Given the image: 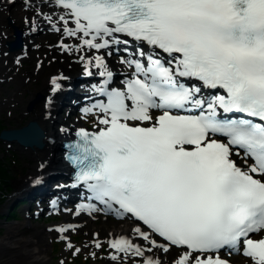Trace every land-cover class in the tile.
<instances>
[{"label":"snow or ice","instance_id":"1","mask_svg":"<svg viewBox=\"0 0 264 264\" xmlns=\"http://www.w3.org/2000/svg\"><path fill=\"white\" fill-rule=\"evenodd\" d=\"M25 8L34 10L28 33L57 34L48 47L61 55L48 63L70 57L86 82L72 123L8 134L52 144L61 134L70 176L55 187L78 189L63 211L122 222L86 231L81 244L68 235L80 223L50 221L64 248L92 256L105 248L111 264H233V254L264 264V0H27ZM72 88L64 71L50 74L44 119L55 122L58 97ZM59 203L52 196L46 206L60 212ZM44 207L35 201L34 214Z\"/></svg>","mask_w":264,"mask_h":264},{"label":"bare ground","instance_id":"2","mask_svg":"<svg viewBox=\"0 0 264 264\" xmlns=\"http://www.w3.org/2000/svg\"><path fill=\"white\" fill-rule=\"evenodd\" d=\"M26 2L27 0H14V2L9 3L8 0H0V69L2 74L0 76L2 77L4 74L8 76L10 73L9 71L13 69L15 70V73L12 74L13 76H10V78L8 77L12 80L11 82L15 84V87L14 89L8 90L9 94L6 98L0 100V107L7 105L10 106L11 101L17 103V98L19 97L20 92L22 90H28L24 87L27 85L26 83L29 80H36L40 78V84L35 88L30 89V94L26 99L22 98L23 104L21 110L23 112L20 115H27L26 117H29V120L37 121L45 132L54 131L58 128L60 122L67 121L68 123H72L74 120L70 119L69 114L66 116L60 115V118L55 120V122L43 118L44 101L49 88V76L57 70H62L73 79V77L80 75V65L72 61L70 57L58 59L53 61L51 64L48 63L51 56L61 55L59 53L58 46L55 51L53 48L48 47L49 44L54 46L57 45V34L51 30L43 28L33 33H28V23L25 20V17L33 15L34 10L26 9ZM5 5H7V7H4ZM8 18L13 21L14 25H17L27 31L28 35L25 39L26 45L28 46L24 50L10 52L4 50V48L6 49L5 42L13 37V29L7 24ZM39 33H42L43 35L40 37H34L40 35ZM34 44L40 45V47L36 48L33 46ZM22 51H26L27 55L21 57V62L27 60L30 61L31 65L23 69L21 72H18L17 69L21 63L17 64L16 58L21 56ZM45 53H47V56H45ZM41 57H43L44 61L43 66L38 68L37 62ZM111 60L113 61L115 69L122 67L119 63L115 62L116 59L111 58ZM8 78L3 79L7 80ZM0 81L2 80L0 79ZM79 89H81V87ZM38 92H41L44 95V99L37 102L32 110H28L27 102L35 97ZM59 101L60 95L57 100V105ZM55 110L56 109L53 111V116L56 118ZM60 138H62L61 134L57 133L56 142ZM43 141L44 146L41 148L36 146L21 148L18 146V148L31 161L29 165L31 168L28 173L17 180L18 187L21 188L25 185L27 180H29L33 174H39L41 172L38 165L42 159H46L49 162L44 172L52 171L54 170L53 168L57 166L61 167V169L64 168V163H62L60 158L57 157L58 151L56 149V143H50L47 137H45ZM63 180H54L53 183L58 184L63 182ZM96 218H99L98 222H96L95 219L88 217L85 213L79 217L64 218L63 220L65 222L80 223L81 227L79 230L83 233V235L86 231L90 232L91 230H99L101 233H105L108 230L122 226V222L119 220L109 221L104 216H96ZM21 228H29L32 231L31 233L23 235L20 231ZM53 235L57 236V233L55 231L48 230L46 225L40 227L32 221H29L28 215H25V220L6 224L4 234L0 235V263L49 264L48 249L50 246L49 242ZM84 239L85 235L83 237V242ZM83 242H81V244ZM85 249L90 252L89 248ZM233 258L237 261V264H246L245 258L242 255L234 254ZM106 264H111L109 258H106Z\"/></svg>","mask_w":264,"mask_h":264},{"label":"rangeland","instance_id":"3","mask_svg":"<svg viewBox=\"0 0 264 264\" xmlns=\"http://www.w3.org/2000/svg\"><path fill=\"white\" fill-rule=\"evenodd\" d=\"M8 24V19H7ZM9 25V24H8ZM40 35L34 37H40L43 34L39 33ZM4 50H6L4 48ZM112 58L117 59L115 56ZM30 61H22L19 68L17 69L18 72H21L23 69L30 66ZM9 75L7 76H0V100L6 98L8 96V90L14 89L15 84L11 81L10 76L15 73V70L9 71ZM8 74V73H7ZM0 75L1 69H0ZM9 77V78H8ZM3 78H8L4 80ZM41 82V79L38 78L36 80H29L24 87L28 89L27 91L22 90L17 98V103L10 102V106L0 107V130L2 128H12V127H20L24 125L29 119L26 117L27 115H20L23 111L22 108V98L26 99L30 94V89L35 88ZM28 104V102H27ZM65 116V112H62ZM79 114V111H75L74 113L69 114L70 119L75 120L76 116ZM83 125L90 126L89 121L81 120L80 122ZM59 156V154L57 155ZM0 159L4 163V165L8 169L9 173V182L8 185L4 187V191L6 192V196L3 197L2 201L0 202V235L4 234L5 225L10 222H17L21 220H25V215H28L29 221L37 224L38 226L42 227L47 225L50 221H59L64 218H71V213H65L63 209L60 212H52L49 210L44 209L42 213L39 215L34 214V201L30 208H26L27 203L24 201L15 202L12 207H9L11 204L12 197L15 192L20 190V187L17 185V180L20 179L22 176L26 175L31 168L29 165L31 161L26 155L18 148V145L13 142H5L0 139ZM64 162V160H62ZM33 163V162H32ZM28 181V180H27ZM47 200V199H46ZM41 201V204L46 206L47 201ZM71 204H69L70 206ZM69 207L68 209H72ZM8 210V212H7ZM7 212V213H6ZM7 214V215H6ZM2 215V216H1ZM5 215V216H4ZM4 216V217H3ZM96 216H104L102 214H96ZM109 221H115L116 218L112 216H104ZM98 222L99 218L95 219ZM20 231L23 235L31 233V229L29 228H21ZM69 236L71 240L81 243L83 242V233L78 229L76 231H69ZM50 246L48 249V257H49V264H60L62 260V264H106L105 256H102L101 253L105 251V248H101L95 253V256H92L85 248H81V250L75 254L70 249L64 248V241L62 239H57L56 235H53L49 242ZM231 259L237 264V261L233 258ZM1 264V263H0Z\"/></svg>","mask_w":264,"mask_h":264},{"label":"water","instance_id":"4","mask_svg":"<svg viewBox=\"0 0 264 264\" xmlns=\"http://www.w3.org/2000/svg\"><path fill=\"white\" fill-rule=\"evenodd\" d=\"M8 24L12 27L13 29V38L12 39H8L5 42L6 45V51H20V50H24L25 49V45H26V36H27V32L26 30H24L21 27H18L17 25H14L13 21L8 18ZM44 99V95L41 92H38L35 97H33L27 104V109L28 110H32L34 108V106L36 105L37 102L42 101ZM29 123H36L39 124L37 121L35 120H29L26 122L27 125ZM23 125V126H24ZM41 126V125H40ZM20 127H12V128H4L0 131V139L3 141H8V142H13L16 143L18 146H20L21 148H28V147H43L44 146V141L42 142H21L15 138H12L9 136V131L12 129H17ZM59 140H57L56 142V149H58L59 147ZM29 185V184H28Z\"/></svg>","mask_w":264,"mask_h":264},{"label":"trees","instance_id":"5","mask_svg":"<svg viewBox=\"0 0 264 264\" xmlns=\"http://www.w3.org/2000/svg\"><path fill=\"white\" fill-rule=\"evenodd\" d=\"M9 178H10V176L8 173V169L4 165L2 160L0 159V202L2 201L3 197L6 196V192L4 191V187L8 185Z\"/></svg>","mask_w":264,"mask_h":264}]
</instances>
